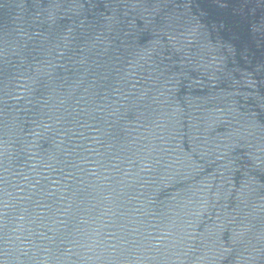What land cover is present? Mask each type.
Listing matches in <instances>:
<instances>
[{
  "label": "water",
  "instance_id": "95a60500",
  "mask_svg": "<svg viewBox=\"0 0 264 264\" xmlns=\"http://www.w3.org/2000/svg\"><path fill=\"white\" fill-rule=\"evenodd\" d=\"M0 264H264V0H0Z\"/></svg>",
  "mask_w": 264,
  "mask_h": 264
}]
</instances>
